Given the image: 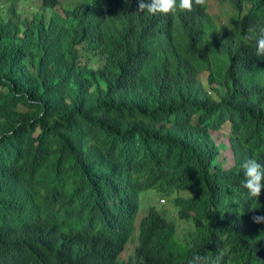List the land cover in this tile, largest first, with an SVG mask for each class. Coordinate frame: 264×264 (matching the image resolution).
Masks as SVG:
<instances>
[{"label":"trees","instance_id":"16d2710c","mask_svg":"<svg viewBox=\"0 0 264 264\" xmlns=\"http://www.w3.org/2000/svg\"><path fill=\"white\" fill-rule=\"evenodd\" d=\"M62 1L0 0V264H188L222 249L223 264H264V191L241 187L243 161L264 165V63L244 40L264 0H231L257 22L232 16L218 38L201 26L181 49L138 0ZM226 124L230 168L211 133ZM148 191L176 193L177 217L138 219Z\"/></svg>","mask_w":264,"mask_h":264},{"label":"clouds","instance_id":"9594fccd","mask_svg":"<svg viewBox=\"0 0 264 264\" xmlns=\"http://www.w3.org/2000/svg\"><path fill=\"white\" fill-rule=\"evenodd\" d=\"M67 1L70 0H63L62 5L67 9H71L78 2H82L85 0H72L74 1V4L71 7L65 6L64 3ZM215 1L219 4L224 5L221 8V11L226 18V22H219L217 16L210 14L209 6L211 4V0H138V4L136 3L135 7L136 10H138L139 7L140 12L146 10L149 14L156 15V17H166L168 20V24L171 27L172 33L183 36L185 38L184 40L176 41L178 44H180V46L177 47L179 49L188 47L186 44H188L198 34L201 26L203 31L205 26L208 25L207 34L218 38V36L221 37L228 35V33L233 29L234 24H228L229 19L232 16H236L237 18L242 19L240 21L241 23L257 22L252 17L257 16L258 14L253 13L248 7L245 6L246 9H236L239 6L244 5L239 4L236 5L235 8H232L231 6L233 5V3L231 0H224V3H222L221 0ZM118 4L121 5L122 1L118 0ZM205 11L208 17L203 21ZM174 13H176V17L172 18L171 16ZM260 16L261 15H259V18ZM244 40L245 42L254 40L255 55L253 56L256 60L264 63V23H258L254 28H250L248 34L245 35ZM226 51L228 50L226 49ZM204 72H207L209 74L208 71H203L202 73ZM202 73H200V75ZM213 97H217L216 94H214ZM241 167L244 173V180L241 187L247 191L250 197L258 199L261 196L262 191H264V165L260 164L255 159H247L243 161ZM253 221L255 223H262L264 222V216H254ZM137 247L138 244L136 242L134 256L126 262L134 261ZM126 249L124 250V252L126 251ZM124 252L122 253V255L124 254ZM225 255L226 251L224 249L217 251L214 255L195 254L188 261V264H223ZM136 264H141L140 260Z\"/></svg>","mask_w":264,"mask_h":264},{"label":"rangeland","instance_id":"374dc122","mask_svg":"<svg viewBox=\"0 0 264 264\" xmlns=\"http://www.w3.org/2000/svg\"><path fill=\"white\" fill-rule=\"evenodd\" d=\"M39 4V3H38ZM37 2H32L25 4L24 6H21L18 8L19 11H24L26 14L31 15L34 8L38 5ZM66 7H71L74 4V1L70 0L64 3ZM224 5L217 3L215 0H211V4L209 6V12L210 14L217 16L219 22H226V18L223 15L221 8ZM1 12V11H0ZM59 12L63 14V11L60 9ZM208 73L204 72L200 75L201 81L204 83L206 88L207 86V78ZM214 96V93H213ZM217 100H219L218 97H215ZM230 124H226L220 131L218 132H212V136L216 140L218 144H223L226 146V148L223 150L220 160L224 161L223 164L226 168H230L234 165V155L233 151L230 148V142H229V136H230ZM177 196L176 193H172L170 196L164 195L158 191H148L143 193V195L140 196V211L138 215V219H142L148 212V210L151 207H155L159 212H163L167 210V212L170 214V216L174 219L177 217L176 213V206L174 204V199ZM162 199L166 200L164 202ZM178 225L180 228L179 233H182L181 231L183 228L189 229L190 225L186 222H183L178 219ZM136 248V241H133L130 243V245L127 247L124 254L121 256V259L124 261H129L134 256V251Z\"/></svg>","mask_w":264,"mask_h":264}]
</instances>
